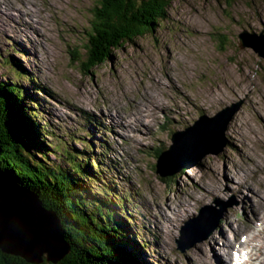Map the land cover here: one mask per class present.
Here are the masks:
<instances>
[{"label": "rangeland", "instance_id": "374dc122", "mask_svg": "<svg viewBox=\"0 0 264 264\" xmlns=\"http://www.w3.org/2000/svg\"><path fill=\"white\" fill-rule=\"evenodd\" d=\"M97 3L0 0V51L29 67L50 90L39 96L43 109L51 108L56 128L68 121L84 135L79 125H85L82 117L88 114L92 133L102 136L90 138L93 144L105 142L102 181H95L94 189L102 191V213H111L110 244L124 252L116 256H128L131 264H222L221 258L231 264L240 238L259 248L258 239L264 240V56L241 46L240 33L264 35V0H171L167 17L154 31L86 71L77 59L86 58ZM9 13L26 26L27 50L13 48L10 39L17 35L1 28L12 27ZM7 73L12 75L11 69L0 67V77L9 82ZM21 84L28 91L31 81ZM7 98L11 106L18 104L15 94ZM218 115V121L230 118L223 136L212 140L208 132L215 134L220 123L210 119ZM203 120L210 122L195 126ZM48 129L54 128L49 125L44 132ZM44 132L37 136L34 129L30 140L38 154L44 151L41 140L55 141ZM179 133L187 141L183 146L174 144ZM72 144L83 149L80 141ZM178 151L181 163L174 158ZM74 188L78 194L83 190L79 182ZM206 204L230 206L221 218L207 209L208 219L217 217L219 227L193 244L207 222L192 224L184 233L182 226L198 221ZM261 249L250 264H264V244Z\"/></svg>", "mask_w": 264, "mask_h": 264}, {"label": "trees", "instance_id": "16d2710c", "mask_svg": "<svg viewBox=\"0 0 264 264\" xmlns=\"http://www.w3.org/2000/svg\"><path fill=\"white\" fill-rule=\"evenodd\" d=\"M170 3L171 0H98L92 11L89 38L85 45L86 58H78L79 64L84 65L86 71H91L112 58L117 49L147 32L154 31L167 17ZM7 60L0 53V67H7ZM15 72L19 79L0 86V171L13 175L19 186L36 193L44 206L58 215L65 239L71 247L63 264H131L133 259L116 256L115 253L120 254L123 251L120 247H112L113 243L110 244L107 231L110 225L107 220L111 213L108 216L102 213V193H97L94 189L100 174L92 168V164H95L91 162H97V158L85 157L72 144L80 141L85 150L89 146L87 136L77 135L74 130L66 128L56 138L57 143H49L54 147L49 150L50 153L62 159L61 163H56L58 159L52 161L49 152L42 157L49 160L50 164L39 158L38 151L30 140L34 136V129L36 133L38 128L44 132V128L37 122V117L42 118V114L30 102L27 104L26 99L30 92L21 84L27 79V69L16 61ZM14 94L18 97L19 107L17 102L11 106L7 101L10 100L7 97L11 98ZM21 109L25 112L22 113ZM33 119H36L37 125ZM49 125L54 128L53 131L48 129L44 133L55 134V123L49 122ZM36 146L39 147L38 143ZM91 147H94L92 143ZM83 162H87V165ZM84 177L91 181L93 189L87 191L84 189L87 185H81L83 190L78 194L74 185L78 184L77 179L82 184L81 179ZM0 264L33 263L0 248ZM41 264L52 263L45 261Z\"/></svg>", "mask_w": 264, "mask_h": 264}, {"label": "water", "instance_id": "95a60500", "mask_svg": "<svg viewBox=\"0 0 264 264\" xmlns=\"http://www.w3.org/2000/svg\"><path fill=\"white\" fill-rule=\"evenodd\" d=\"M219 116L210 121H218ZM229 118L230 116L227 119L224 117L223 121H218L222 124V132L227 127ZM210 121L203 120L195 126L201 128ZM182 136L185 135L180 134L175 138L176 143H179ZM218 145L221 149L224 143ZM209 151L211 150L208 148L204 153ZM0 188L4 189L2 192L0 190V248L6 253L24 258L29 263L41 264L47 261L63 264L71 247L65 239L61 221L56 213L46 208L36 193L19 186L7 172L0 171ZM209 210H203L201 218ZM216 215L214 211V216ZM215 220L204 233L205 236H201L199 240L216 229L217 217Z\"/></svg>", "mask_w": 264, "mask_h": 264}, {"label": "bare ground", "instance_id": "6f19581e", "mask_svg": "<svg viewBox=\"0 0 264 264\" xmlns=\"http://www.w3.org/2000/svg\"><path fill=\"white\" fill-rule=\"evenodd\" d=\"M68 4V3H67ZM22 17V16H21ZM20 17V18H21ZM24 17H26L25 19L26 20H28V17L27 16H24ZM29 25V24H28ZM29 26H31V28L33 27V25H29ZM30 28V29H31ZM31 31H32V29H31ZM240 35L243 37V40L242 41H240V45L241 46H251L252 48H254L255 49V51L256 52H259L260 53V55L261 56H264V35H260V37H257V38H253V37H250L251 35H249V33L247 32V31H242L241 33H240ZM156 104V103H155ZM237 110V109H236ZM236 110H234V112H236ZM234 112L232 113V114H234ZM223 113V112H222ZM220 117V116H219ZM223 117H224V115H223ZM222 120H223V118H222ZM221 125L222 124H219L217 127V132L215 133V134H213V133H210V132H208L209 134H210V136H211V138H212V140H214V139H216L217 137L216 136H219V135H221V136H223V134L222 133H224L225 132V130H226V127H225V129H224V131L222 132V128H221ZM194 128V127H193ZM192 127L190 128L191 130L193 129ZM180 134V133H179ZM179 134H176V135H173L174 136V138L173 139H175L176 137H178V135ZM223 138V137H222ZM198 139V138H197ZM200 140V139H199ZM201 140H205L206 141V139H204V138H202ZM175 141V140H174ZM186 142L187 141H185V138L183 139L182 137H181V139H179V144H181L182 146L184 145V144H186ZM174 144H177L176 142L174 143ZM173 144V145H174ZM105 149H106V147H105ZM187 150V149H186ZM106 152V151H105ZM107 153V152H106ZM175 153V152H174ZM178 153H179V151L177 152V153H175V156H174V158H177V159H175V161H176V163H181L179 160H182L181 158H179L178 157ZM191 152H189V153H186L187 155L188 154H190ZM161 156V155H160ZM184 157V156H183ZM182 157V158H183ZM185 160H187V159H185ZM184 160V158H183V161H185ZM109 161V160H108ZM159 161H161V159H160V157H159ZM174 161V162H175ZM171 164H173V162L171 161ZM110 166V165H109ZM110 168H111V166H110ZM157 168L158 169H160V167H159V164L157 163ZM163 171V170H162ZM162 171H160L159 170V173H161L162 175H164V173L162 172ZM203 208H206V207H203ZM203 208H201V209H203ZM125 209V208H124ZM200 209V210H201ZM126 210V209H125ZM206 214H207V212H205L204 214H203V216H206ZM207 224V223H206ZM201 231H204V230H201ZM237 236H235V238H236ZM251 239H253V237H251ZM199 239H196L195 241H193V242H195L196 243V241H198ZM250 239H247L246 241H245V243L244 242H242L241 241V238L239 239V241L237 240V242H238V244L240 245V246H242L243 248H239L238 249V253L240 254L239 256L237 255V257L239 258L238 259V263L239 264H250V263H252V261H253V259H256V258H258L260 255H261V252H262V247H263V244H264V240H261V239H258L259 240V242H260V246H259V248H256L255 247V245H253V244H251L250 243V241H249ZM192 242V243H193ZM246 242H248L249 244H246ZM188 245V244H187ZM231 254H232V250H231ZM263 254H264V252H263ZM232 257H233V254H232ZM235 258V257H234ZM232 260H233V258H232ZM221 261H222V264H230V263H226V260H222V258H221ZM232 263V262H231Z\"/></svg>", "mask_w": 264, "mask_h": 264}]
</instances>
